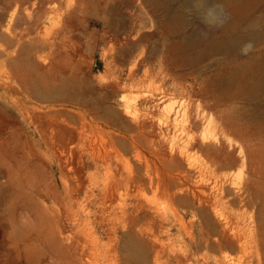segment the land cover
Listing matches in <instances>:
<instances>
[{"label":"rangeland","instance_id":"374dc122","mask_svg":"<svg viewBox=\"0 0 264 264\" xmlns=\"http://www.w3.org/2000/svg\"><path fill=\"white\" fill-rule=\"evenodd\" d=\"M238 1L0 0V264H264V0Z\"/></svg>","mask_w":264,"mask_h":264},{"label":"bare ground","instance_id":"6f19581e","mask_svg":"<svg viewBox=\"0 0 264 264\" xmlns=\"http://www.w3.org/2000/svg\"><path fill=\"white\" fill-rule=\"evenodd\" d=\"M49 4H51V7L52 8H54V7H56V4H58V5H63L64 3H66V6L68 7L69 5H70V0H46ZM234 0H219V2H221L223 5H224V7H226V9H227V7L228 8H230L229 10L230 11H232V12H235V13H243L246 9H247V4L248 3H246V1H244L245 3H246V5H244V6H246L245 8H244V6H242V8H240V6L239 7H237V8H235V5H232V6H230V3L231 2H233ZM205 2V1H204ZM217 2V1H216ZM237 2V1H236ZM242 2V1H241ZM240 1H238V3H241ZM244 2H242V4L241 5H243L244 4ZM248 2H250L249 0H248ZM235 3V2H234ZM220 4V3H219ZM235 4H237V3H235ZM238 5V4H237ZM167 16H168V18L170 19L169 21H171V22H173V23H176V24H178L177 26H179L181 23H182V21H183V16H182V13H181V11L180 10H178V11H174L173 13H171L170 11H167ZM233 14V13H232ZM181 26V25H180ZM56 33V32H55ZM227 39H228V37H227ZM220 41V40H219ZM218 42V41H217ZM216 44V43H215ZM231 44V43H230ZM213 46H215V45H213ZM221 45H219V47H220ZM222 46H223V44H222ZM217 47H218V45H217ZM224 47V46H223ZM141 66V65H140ZM137 67V66H136ZM136 69V68H135ZM138 69V68H137ZM165 98V97H164ZM163 99V98H162ZM129 111V110H128ZM261 121H262V124H264V108H263V112H262V114H261ZM261 129H264V126H261L260 127ZM244 161H245V159H244ZM246 162V161H245ZM186 175V174H185ZM184 175V176H185ZM187 176V175H186ZM177 178V177H176ZM186 178V177H185ZM151 179V178H150ZM187 179V178H186ZM175 183V182H174ZM197 185V184H196ZM200 186V185H199ZM175 187V186H174ZM201 187V186H200ZM182 188V187H181ZM191 189V188H190ZM197 189V188H196ZM200 191H199V205L197 206L198 208V210L201 212V214H202V216H203V218H205L206 217V215H204L205 214V212L207 211V209H208V207H211V208H215L216 207V203H217V201H221V200H223L224 198H226L230 193H231V189L230 188H227V187H225V185H222V186H218V185H215L214 187H213V190L211 191V192H207L204 188H198ZM198 189H197V191H198ZM174 190H176V189H174ZM182 190V189H181ZM180 190V191H181ZM175 192L176 191H174V194H175ZM183 192V191H182ZM187 192V191H186ZM176 194H178L177 192H176ZM193 194H194V192H193ZM263 198H264V193H263ZM182 200V199H181ZM263 201H264V199H263ZM264 203V202H263ZM227 230H228V223H224L223 224V228H222V232L221 233H223V234H226V233H228L227 232ZM216 240H218L217 239V237H216ZM130 245L133 247V249H134V251H135V253L137 254V255H139L140 254V252H139V250H138V248H136V244L134 243V242H131L130 243ZM231 259H233V257L231 258ZM226 264H234V262L233 261H231L230 259L228 260V261H226Z\"/></svg>","mask_w":264,"mask_h":264}]
</instances>
